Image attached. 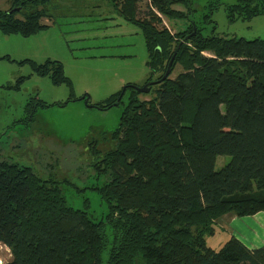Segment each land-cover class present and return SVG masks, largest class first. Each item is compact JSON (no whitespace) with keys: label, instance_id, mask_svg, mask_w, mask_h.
<instances>
[{"label":"trees","instance_id":"obj_1","mask_svg":"<svg viewBox=\"0 0 264 264\" xmlns=\"http://www.w3.org/2000/svg\"><path fill=\"white\" fill-rule=\"evenodd\" d=\"M106 1L141 29L153 69L148 82L164 76L194 28L196 35L178 50L172 72L177 65L182 71L174 79L149 94L129 85L118 104L130 89L118 127L93 129L84 190L106 205L100 220L90 214V199L83 209L67 203L62 187L71 186L69 180H43L0 153V243L11 254L6 264H264V246L251 250L231 236L214 250L207 241L223 216L264 212V39L204 37L195 24L171 32L162 17L184 18L174 7L192 0ZM255 1L240 0L232 12ZM54 2L11 0L0 10V31L29 38L47 30L43 21H52ZM143 3L148 11L139 18ZM262 14L254 10L249 17ZM19 64L53 85H71L58 60ZM30 78L20 77L13 88ZM121 93L101 107L114 106ZM49 106L31 97L16 124L30 128L38 110ZM224 156L231 161L217 170Z\"/></svg>","mask_w":264,"mask_h":264},{"label":"rangeland","instance_id":"obj_2","mask_svg":"<svg viewBox=\"0 0 264 264\" xmlns=\"http://www.w3.org/2000/svg\"><path fill=\"white\" fill-rule=\"evenodd\" d=\"M239 3L240 0H192L188 6L174 7L185 14L184 18L160 17L173 33L195 24L204 37L264 39V14L249 17L254 10L264 9V0L237 9L243 15L232 12ZM10 6L11 0H0V10ZM147 11V4H141L139 18H145ZM49 14L52 21H43L49 27L35 36H6L0 31V153L33 168L43 180H69L71 186L62 187L67 203L83 209L85 199H90V214L100 220L106 205L95 192L84 190L90 175L84 173L90 160L88 143L93 129L112 131L118 127L130 89L123 104L108 109L101 106L112 102L113 96L126 86H144L153 70L151 60L141 29L124 20L109 1L55 0ZM7 55L10 58L1 59ZM27 59L37 63L60 61L71 85H53L49 77L34 75L30 65L19 64ZM181 71L177 65L171 78ZM30 75L19 90L13 88L20 77ZM85 95L91 97V102L82 99ZM33 96L51 106L38 110L30 128L16 124L24 118L25 106ZM31 132L33 137L29 138ZM230 161L229 156L219 157L217 170ZM208 242L211 244V237ZM107 257L105 252L104 259Z\"/></svg>","mask_w":264,"mask_h":264},{"label":"crops","instance_id":"obj_3","mask_svg":"<svg viewBox=\"0 0 264 264\" xmlns=\"http://www.w3.org/2000/svg\"><path fill=\"white\" fill-rule=\"evenodd\" d=\"M231 236L241 240L251 250L264 246V212L243 218L223 216L217 220L216 232L211 237V244H208L214 250H219ZM10 260L9 249L0 243V264H6Z\"/></svg>","mask_w":264,"mask_h":264},{"label":"water","instance_id":"obj_4","mask_svg":"<svg viewBox=\"0 0 264 264\" xmlns=\"http://www.w3.org/2000/svg\"><path fill=\"white\" fill-rule=\"evenodd\" d=\"M196 31H197L196 28H194L193 33L191 35H188L185 40H188V39L191 38V36L196 35ZM185 40L181 41V43L179 44L177 50L175 51V54L173 55L172 59L169 62V65H168L166 73L164 74V76L161 79L155 80V81H150V82L146 83L142 87H136V86H131V87L135 91H137V92H139L141 94H149L151 92L153 86L158 85L159 83H161V82L165 81L166 79H168L170 77L171 73H172V66H173L175 57L177 55V52H178V50L180 49V47L182 46V44L184 43ZM127 88H128V86L123 88V90L121 91L122 93L119 96V98H118L117 102L115 103V105H118L120 103V100L122 99V97H123L124 93L126 92ZM82 99L86 100L87 103L91 102V97L89 95L83 96Z\"/></svg>","mask_w":264,"mask_h":264}]
</instances>
